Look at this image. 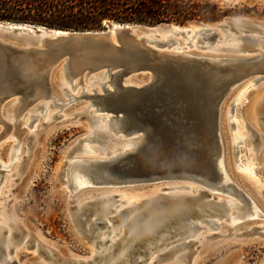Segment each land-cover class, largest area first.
<instances>
[{"label":"water","instance_id":"1","mask_svg":"<svg viewBox=\"0 0 264 264\" xmlns=\"http://www.w3.org/2000/svg\"><path fill=\"white\" fill-rule=\"evenodd\" d=\"M243 22L247 21L236 23L233 18L216 23V28H233ZM168 25L175 24L105 23V30L77 31L0 21V26H13L14 32H44L54 37H44L40 48L23 49L0 43V102L7 98L4 91L20 93L29 102L38 94L49 96L50 69L61 59L65 63L63 75L69 81L84 72L105 68L111 73L112 89L102 86L101 94L93 91L92 96L82 98H92L98 110L111 113L120 122V130L143 131L145 137L138 151L105 168L121 180L132 179L138 184L152 183L164 176L199 179L207 186L215 184L220 175L218 155L223 154L221 104L246 79L251 78L254 83L264 79V53L218 58L171 55L163 51L168 45L166 41L145 42L135 36V31H152ZM202 32L208 34L210 41L216 36L213 29ZM245 41L254 47L256 39L247 36ZM130 73H143L149 81L140 87L124 85L122 82ZM82 98L70 97L68 103ZM80 144L79 140L68 155ZM63 173L62 167L61 177ZM185 219L180 216L170 224L153 228L136 244L135 251L140 252L147 241L157 239L165 228Z\"/></svg>","mask_w":264,"mask_h":264},{"label":"rangeland","instance_id":"2","mask_svg":"<svg viewBox=\"0 0 264 264\" xmlns=\"http://www.w3.org/2000/svg\"><path fill=\"white\" fill-rule=\"evenodd\" d=\"M193 1L200 3L208 2L217 6V8L221 10V17L215 21L208 22L191 21L184 24H160H175L184 27L195 22L216 24L229 21L233 18L264 24V0H240L237 2H224L221 0ZM104 24L105 23L102 24L101 29L96 30H105ZM144 25L156 26L157 24ZM240 30L241 31L238 33H235L234 30H232L231 33L232 35H241L243 37L242 40L240 39V43H243V41L245 42V37L253 35L247 30ZM221 32L222 31L220 30L215 32L216 34L218 33V36L212 44L215 42L221 43V39L225 34V32ZM187 35L188 34H185V36H183L182 34H179L172 37L178 41V44H185V42L188 41L187 38L185 39V37H188ZM254 35L257 38L255 49H259L263 46L264 33L262 32ZM195 36L197 37V35ZM195 36L187 44V46L190 47L187 50L199 53L202 51L191 47V45L195 42ZM0 38L5 42L15 43V40L10 37L0 36ZM204 43L205 42L203 41H199L194 45H196L197 48L202 49L204 47ZM229 43L231 42H228V44ZM225 44H222L221 47L229 48V45L226 44V46H224ZM170 46L176 47L177 44H171ZM258 52H251L248 53V55L258 54ZM260 52H264V49H261ZM218 54H224V56H243L228 50H222ZM139 78H142L145 82L149 80V77L145 76L143 73L140 74ZM252 80L253 79L249 78L234 89L229 98L230 100L228 99L226 105L223 107V122L221 124L223 161L229 179L231 176V179H233L235 184L239 186L244 193L251 194L252 198L255 200L256 206L264 215V168L262 160L264 155V142L261 144V140L259 141L258 138L254 143L251 140L252 133L260 132L257 124H254L253 122L257 117L256 114L261 115L260 118L263 119L264 122V79L255 84L251 83L252 85L249 84L250 86H245L246 83ZM86 86L82 90L86 93L90 89L95 90L98 93L100 92L97 88V84L90 87ZM108 86L109 85L107 84L106 87ZM244 86L245 89L243 88ZM78 89H81V86H78ZM88 94L91 95L93 93L88 92ZM230 103H232L233 109L228 113L227 110ZM5 106L6 105L3 107ZM74 108L76 107H71L69 110L64 109L65 111L63 110L61 114L66 115L67 117L60 120L57 119L52 121L49 117L44 120V118L41 117L42 114H39V120L37 119L32 122L31 119H22L20 116L14 118L16 124L20 123L22 125H20V127H23V125H27L30 122L31 125L26 127V130L24 128L25 139L21 144L22 152L18 159V163H12V166L8 169L0 167V171H2L0 173V178H2L0 182V225L2 226L7 222L10 224V228L13 229L12 231L14 234L12 237L14 247L10 252L13 253L18 248L17 255L23 263L85 264L83 258H87L88 256L91 257L93 255L95 252L93 246L96 243V239L88 237L87 234L84 233L83 229H88L89 222L94 219L97 213L91 215L87 222L80 223V215L74 211L73 207L76 202L85 201L86 198L99 197V195H122L124 197L123 199L116 197L108 201H104L101 204V206H104L111 204L117 199L122 201L126 200V202H123L120 205L119 202H115L110 206V209L113 210V212L109 214V217H112L117 214V211L121 210V208L123 209L128 207V205L133 202L137 204V202L139 203L141 200L149 198L150 195L151 197L158 194L174 195L175 193V195H179L182 194L181 192H183L184 195H187L186 193L192 191L189 187L193 184V187L190 188L194 190H202V188L195 183L191 182L192 184H190L189 181L185 180H173L125 187L82 186L73 190V193H71L65 188V184L61 182V169L64 158L75 140L82 137L86 131H90L95 128L90 127L87 123H85V121L79 120L78 118L72 119L69 115L75 112L73 111L75 110ZM20 109H22V107ZM55 110L56 109H50L49 114L52 115ZM49 121L52 123L47 125L46 123ZM238 121H242L243 126L245 127L239 134H237L238 130L236 126ZM9 122V125L14 123L10 119ZM230 123H234L235 125L233 124L232 127H229ZM34 126L36 127L34 128ZM85 126H87V129ZM32 129H36V132L32 133ZM96 130L108 132L106 129ZM2 131L3 127L0 124V135ZM262 134L264 136L263 131ZM108 135L112 139L111 140L109 138L111 144L107 141V144L103 145H99L97 143H91L90 145L99 149V152H109L115 148L117 144L124 143L128 140V138L123 139L124 141L119 139L120 136H122L121 134L115 135L112 132H108ZM239 135L245 139V142L244 144L237 145L236 149H239V152L233 155L232 143L237 141ZM35 139H39L38 144L35 143ZM116 139L117 141L113 143ZM15 141H17L15 138L10 137L0 141V162H3L4 165L13 162V159L12 161L10 160L9 151ZM86 156H96V153H91V155L88 154ZM108 157L110 156L108 155ZM238 164L241 165V167L238 166ZM247 168L252 169V171L250 169L247 170ZM181 184L186 187L190 186L185 190L176 188L162 191L159 190L164 189L166 186L167 188L179 187ZM178 191L180 193H178ZM258 191L262 192L257 194ZM192 192L194 195L196 194L194 191ZM70 194H74V196L70 198ZM210 194L212 197H216V199L223 198V200H234L233 198L221 193ZM237 205L240 206L238 203ZM215 220L220 226L212 229L211 231L207 230V223L199 224L201 229L193 233L191 240H193L195 236H200V240L191 244L189 247L175 248L174 250L153 260L152 257H155L156 254H162V250L173 247L176 244H180L181 242H174L177 238L176 237L165 241L164 245H161L158 249L153 250V252H155L153 255L151 252L145 256L135 254L131 258H139V261H141V259H145V261H142L140 264H264V235H261V233H264V228L261 227H264L263 218L245 217L232 222L226 220L225 217L215 218ZM124 224L125 221L122 220L115 222L114 226L118 229ZM136 226L137 225L128 226L124 236H128L130 232L136 228ZM239 228H241V231H239ZM251 228L255 229L251 231ZM228 229H232V232L231 230L227 231ZM36 234L38 235V238ZM213 234L217 235L212 236ZM29 235H31L29 240L30 246L26 249L23 247V243L28 241ZM3 237H5V234ZM39 239H44V241ZM3 243L4 241L1 245H3ZM45 243H48V245ZM99 248L100 245L97 247V251H100ZM36 250H38V254ZM125 250L126 248H115L113 254L111 255V259L116 258ZM183 253H187L188 255L186 262H174V259ZM3 254L4 253L0 254V258L3 257ZM108 258L109 256L105 260ZM95 262L91 259L89 260V264H95ZM103 262V260H97L98 264H103Z\"/></svg>","mask_w":264,"mask_h":264},{"label":"bare ground","instance_id":"3","mask_svg":"<svg viewBox=\"0 0 264 264\" xmlns=\"http://www.w3.org/2000/svg\"><path fill=\"white\" fill-rule=\"evenodd\" d=\"M241 20L242 19L234 18V21L236 23H240ZM216 25L217 24L199 26L196 24H189L188 26H184V27L178 26V25L157 26L158 28H155L152 31L151 30L135 31V36L137 39L144 38L145 42H149V40H152V39L166 41L168 45L163 48V51L171 55H178L181 53H185V54H190V55H194L197 57H207V58L240 57V56H224V54H218V53H220V51L222 50H226V51L228 50L233 53H238L240 55L247 56L248 53H251V52L256 53L258 51L260 52L261 49H264V42L262 44L263 46L259 45L261 47L260 48L258 47L259 49H256L257 51L253 49L255 48V45L257 44V38L254 34L257 35L262 32L264 33V24L253 23L247 20L246 23L243 22L241 24H237L233 28L227 27L223 30L216 28ZM115 27L117 26L113 25V28ZM12 28L13 26H0V36L10 37L15 40V43L5 42L1 40V38H0V43L13 45V46L23 48V49H28L30 47L40 48L41 40L44 37L54 38L53 36L51 37L44 32H41L37 35L33 31H31V33H29L28 31H24V30H19V31L14 32ZM204 29H213L215 30V32L217 30L225 32L224 37H222L223 40L219 38L221 39V43L215 42L214 44H212L213 41L217 38L218 33L216 34L214 32L216 36L213 40L210 41L206 36L208 34H204V32H202V30ZM240 29H243L244 31L247 30L248 32H251L253 34L250 37H252L253 39L254 38L256 39L254 47L252 46V44L248 43V41H245V42L243 41V43H240V39L242 40L243 38L241 35L235 36L231 34L232 30H234L235 33H238L241 31ZM175 32H179V33H175ZM179 34H182L183 36H185V34H188L187 35L188 37H185V39L187 38L188 40V41L185 40L187 41L185 42V44H182V43L178 44V41L172 37V36L179 35ZM155 35H157V38L155 37ZM195 35H197V37ZM194 36L196 37V39L194 40L195 42L191 45V47L195 48L196 50H200L202 52L198 53L195 51L187 50L190 48L187 46V44L191 41V39L194 38ZM168 37H170L171 39L167 40ZM199 41L205 42L203 44L204 47L202 46L203 47L202 49H199L196 47V45H194ZM228 42H231V43L228 44ZM225 43L229 45V48L221 47V45ZM171 44H177V46L172 47L170 46ZM226 44L224 46H226ZM261 53H264V52H261ZM64 66H65V63L63 59H61L56 64H54L52 68L50 69L49 81H50V86H51V93L47 97L44 95L38 94L37 98H34V100L29 102V100L22 97V94L20 93H16L13 91L3 92V94H5L7 98L4 101L0 102V124L3 127V131L0 135V141H3V139L9 138V137L15 138L17 141H15V143L11 146V149L9 151V156L11 158L10 160L12 161L13 159V162H11L10 164L8 163L7 165L6 164L4 165L3 162H0V167L3 169H8L12 166V163H15V164L18 163V159L22 152L21 144H22V141L25 139L24 135H25L26 127H29L32 121L37 120L39 117V114H42L41 117L44 118V120L47 119L48 117L52 121L57 120V119L60 120V119H65V117H67L66 115L61 114V112L64 109L69 110L71 109V107L72 108L76 107L74 108L75 110H73L75 112L69 116L72 117V119L78 118L79 120H83L90 127H93V128L95 127V128L91 129L90 131H86L82 135V137H80L79 139L75 140L72 143L70 149L79 140L81 141V144L79 145V147H77V150L72 155L70 156L68 155L70 149L67 151V154L64 158L63 165H62L64 169L63 170L64 173H63V176L61 177V182L65 184V188L68 189L71 193H73L72 192L73 190L78 189L79 187H82V186L84 187H88V186L90 187L91 186L93 187H106V186L125 187V186H131V185L144 184V183L138 184L136 183V181H133L132 179L124 178L123 180H121L120 178H118L116 175H113L112 173H110L108 169L105 168L109 164L110 165L117 164V161H121L124 157L129 156L135 151H138L144 144V139H145L144 132L139 131V132H134V133L132 132L127 133L125 131L120 130V122L117 121L111 113L98 110L97 105H94L92 103V98H89V99L82 98L83 95H89L88 92H92V93L93 91L96 92L95 90H91V89L90 90L87 89L88 90L87 93L82 91L86 85H87L86 87H90V86H93L94 84L95 85L97 84V88L100 90L99 93L96 92L97 94H101L102 86L106 87L107 84L109 86L106 88L112 89L111 87L112 85H110V82H109L111 73H108L105 68H99L95 71H90L88 74H85L84 72L81 74V76H76L71 81H69L63 75ZM140 74L141 73H130L128 74V76L125 77L122 83L124 85H131V86H136V87H140L146 84L149 80L145 82L142 78H139ZM251 83H254L253 80L246 83L245 86ZM78 86H81V89H78ZM245 86L243 87L244 89H245ZM237 87H235V89ZM92 95L93 94H91L90 96ZM231 95L232 93L221 104L220 116H219V125L221 128V133H222L221 124L223 122V118H222L223 107L226 105V102L228 101ZM70 97L82 98V99H78L77 101H72L68 103V100L70 99ZM74 103H80V104H74ZM4 105H6L7 107L6 106H5L6 108L3 107ZM2 107L3 109L1 110ZM21 107L22 109H20ZM50 109H56L52 115L49 114ZM232 109H233V105L232 103H230L227 112L228 113L231 112ZM19 116L22 119H31V122L27 125L26 124L23 125V127H20L21 124L20 123L16 124L14 121V118L19 117ZM256 116L257 117L256 119H254L253 122L254 124L255 123L257 124V126L260 129V132L252 133L251 140L254 143L255 140L258 138L259 141L261 140V144H263L264 136L262 134V131L264 132V122H263V119L260 118L261 115L256 114ZM9 119L13 121L14 123H11L9 125L8 124L10 123ZM51 123L49 121L46 124L48 125ZM230 124H232L233 126L234 123H230ZM230 124H229V127H232L230 126ZM236 126L238 130L237 134L241 133L242 130L245 128L243 126L242 121H238ZM35 127L36 126H34V128ZM85 127L87 129V126ZM33 129H32L33 131L32 133H35L36 129L35 130ZM96 129L98 130L106 129L108 132H112L115 135L121 134L122 136H120L119 139L123 140V139L128 138V140L125 141L124 143L117 144V146L109 152H99V149H97L96 147L90 144L91 143H97L99 145L107 144V141H109V138L111 139V137H109L108 132L97 131ZM240 135L237 141H234L232 143L233 155H235L234 154L235 151H236V154L237 152H239V149H236L237 145L244 144L245 142V139L240 137ZM27 140H28V137H27ZM38 141L39 139L37 140L35 139V143L38 144L39 143ZM116 141L117 139L114 140V142L113 141L111 142L115 143ZM222 142H223V139H222ZM109 144H111L110 141H109ZM91 153H96V156H86L88 154L91 155ZM108 155L110 157H108ZM9 156H8V159H9ZM218 157H219V160L217 161V168L219 170L220 175L218 177L219 180L215 182V184L213 183L207 186L199 179H194V178L192 179V178H187V177H176V176H164L160 179H157L156 181H152V183L161 182V181H173V180L189 181L190 184L195 183L202 188V190H198V189L194 190L190 188V187H193L194 184L192 186L189 185L190 186V187L188 186L189 189L194 191V193H196L195 195L193 194L192 191H190L189 193H186L187 195H184L183 192H181L182 194H179V195H175V193L174 195H171L170 193H169L170 195L158 194L153 197H151L150 195L149 198L141 200L139 203L137 202V204L133 202V203H130L128 207H125L123 209L121 208V210L117 211V214L113 215L112 217H109V214L113 212V210L110 209V206L114 204L115 202H119V205H120L123 202H126V200L122 201V200L117 199L111 204L104 205V206H101V204L104 201H108L116 197L117 198L120 197V199H123L124 197L122 195H110V196L99 195V197L86 198L85 201L76 202V204L73 205L74 211L80 215V220H84V223L90 219L91 215L97 213L94 219L89 222L88 229H83L84 233H86L88 237H90L91 239H96V243L93 246L95 249V252L93 253L91 257L88 256L87 258H83L84 263L89 264V260L91 259L94 262L96 261L95 264H98L97 260L98 261L103 260L104 261L103 264H140L142 261H145V259L144 260L141 259V261H139V258L133 259L131 257L134 256L135 254L145 256L146 254L150 252L153 255V253H155L153 252V250L158 249L161 245H164V242L169 239H173L177 237L176 240H174V242H178V243L181 242V243L176 244L173 247H170L168 249L164 248L165 250H162L161 252L162 254H156L155 257L154 256L152 257L153 260H155L156 258H159L163 254H166L174 250L175 248H181V247H186V246L189 247L191 244H194L197 241H199L200 236H195L193 240H191V238L194 232L201 229L199 225L200 223H207L208 224L207 230L211 231L212 229L218 228L220 226L215 220V218L225 217V219L229 220L230 222L236 221L237 219H243L245 217L246 218L259 217V218L264 219L263 213H261V211L256 206L255 200L252 198L251 194L244 193V191L235 184L233 179H231V176L229 179L226 173L225 166H224L223 154L219 153ZM262 160H263V168H264V155L262 157ZM238 166L241 167V165L239 164ZM249 169L250 168H247V170ZM250 170L252 171V169ZM1 179L2 178H0V182H1ZM145 184H148V183H145ZM188 187L182 186L181 184V186L179 185V187L177 186V187L167 188L166 186L164 189H159V190L162 191V190H169L173 188L185 190ZM179 191L178 193H180ZM260 192L262 191H258L257 194H260ZM202 193H206V194L203 195ZM210 193H221L223 195H227L228 197L233 198L234 200L232 201L223 200V198L216 199V197H212ZM73 196L74 194H70V198H72ZM237 203L240 206H238ZM87 216L89 218L86 220ZM180 216L186 219L179 224H175L171 227L168 226L167 229L165 228V231H162L158 235L157 239L153 241L151 240L147 241L144 248L140 252L135 251L134 247L136 246V244L143 238L145 234L150 232V230H152L155 227L160 228L164 224H170L173 220L178 219ZM122 220L125 221V224L121 226L120 228L116 229L114 226L115 222H119ZM97 223H102V225L95 226V224ZM130 225H137V226L136 228H134V230L130 232L128 236L125 237L124 235L127 230L126 228ZM261 227L264 228L263 226ZM232 229H228L227 231L231 230L232 232ZM240 229L241 228H239V231H241ZM12 230L13 229L10 228V224L8 222L2 226L0 225V254L4 253L3 257L0 258V264H12V263L28 264V263H23L20 261L17 255L18 248L13 253L10 252L14 247L12 243V237L14 236ZM250 230L253 231V228H251ZM233 233H236V232H233ZM4 234H5V237H3ZM214 235H217V234H213L212 236ZM261 235H264V233H261ZM36 236L38 238L37 234ZM30 238H31V235H29L28 241L23 243L24 244L23 247H25L26 249H28L30 246L29 244ZM39 240H42V239H39ZM3 241L4 243L3 245H1ZM42 241H44V239ZM45 244L48 245V243H45ZM99 245H100V248H99L100 251H97V247H99ZM115 248H126V250L120 253L116 258L111 259V255L113 254ZM36 252L38 254V250H36ZM108 256L109 258L105 260ZM187 258H188L187 253H183L177 256L174 259V262L176 261L186 262Z\"/></svg>","mask_w":264,"mask_h":264},{"label":"trees","instance_id":"4","mask_svg":"<svg viewBox=\"0 0 264 264\" xmlns=\"http://www.w3.org/2000/svg\"><path fill=\"white\" fill-rule=\"evenodd\" d=\"M220 17L217 6L193 0H0V21L63 30H96L109 22L184 24Z\"/></svg>","mask_w":264,"mask_h":264}]
</instances>
